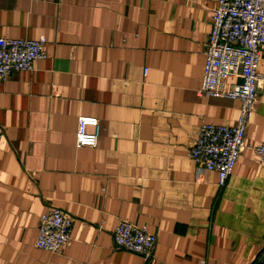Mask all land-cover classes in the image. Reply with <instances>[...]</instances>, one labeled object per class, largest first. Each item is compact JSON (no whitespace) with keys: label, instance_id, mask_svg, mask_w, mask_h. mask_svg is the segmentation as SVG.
Masks as SVG:
<instances>
[{"label":"crops","instance_id":"1","mask_svg":"<svg viewBox=\"0 0 264 264\" xmlns=\"http://www.w3.org/2000/svg\"><path fill=\"white\" fill-rule=\"evenodd\" d=\"M216 5L0 0V38H46L0 80V264H263L264 162L245 148L219 186L188 157L201 124L239 115L198 91ZM80 115L99 119L95 146H75ZM244 142H264V85ZM52 208L72 220L57 252L34 244ZM121 220L155 234L149 261L114 248Z\"/></svg>","mask_w":264,"mask_h":264},{"label":"built area","instance_id":"2","mask_svg":"<svg viewBox=\"0 0 264 264\" xmlns=\"http://www.w3.org/2000/svg\"><path fill=\"white\" fill-rule=\"evenodd\" d=\"M46 38H0V80L14 71L30 70L33 62L46 57ZM264 46V0H217L213 21L205 44V61L199 93L239 101V115L233 124L203 123L189 149L188 157L196 172L215 171L218 185L224 186L245 148L252 149L264 162V142L245 144L249 117L257 91L264 85L258 72ZM240 82L228 86V80ZM99 119L80 115L77 118L75 146H95ZM1 141V133H0ZM72 220L61 209L52 208L39 218L37 248L57 252L71 239ZM113 246L139 254L144 261L153 256L155 234L131 222L121 220L112 232ZM264 264V261H263Z\"/></svg>","mask_w":264,"mask_h":264}]
</instances>
